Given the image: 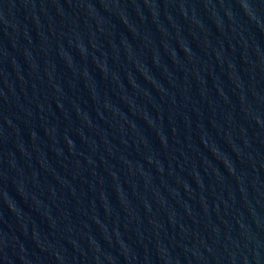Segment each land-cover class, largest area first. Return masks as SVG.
<instances>
[{
    "label": "water",
    "instance_id": "water-1",
    "mask_svg": "<svg viewBox=\"0 0 264 264\" xmlns=\"http://www.w3.org/2000/svg\"><path fill=\"white\" fill-rule=\"evenodd\" d=\"M0 264H264V0H0Z\"/></svg>",
    "mask_w": 264,
    "mask_h": 264
}]
</instances>
